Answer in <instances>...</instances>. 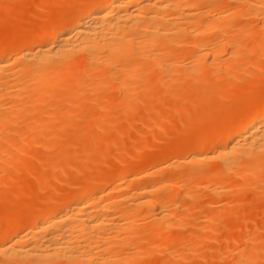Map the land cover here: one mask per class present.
<instances>
[{
	"label": "bare ground",
	"instance_id": "bare-ground-1",
	"mask_svg": "<svg viewBox=\"0 0 264 264\" xmlns=\"http://www.w3.org/2000/svg\"><path fill=\"white\" fill-rule=\"evenodd\" d=\"M31 1H27L30 6L32 3L34 5V2L30 3ZM57 1L39 0V5L35 4L37 10L39 9L38 12L42 11V14L40 12L41 15L38 14L41 18L44 16L51 18V20L49 19L50 21L47 20L48 23H45L44 26L40 25L38 31L29 30L25 34L21 30L24 21H19L22 25L15 23L17 26L13 28L15 30V33L13 31L14 38L12 39V36L9 38L12 40H2L0 43V191L6 192L8 190L6 193L2 192L0 194L2 197H0V203H2L3 197L6 200L9 198L13 201L12 204H15V207L20 201V205H17L18 207L15 209L9 208L10 206L1 207L2 205H0V222H3V226H0V264H173L174 259L185 253H179L178 251L180 250H176V247L172 251L161 250L156 241H153L152 244V241L149 239L150 242L148 238L153 236L154 240L157 238L158 241L159 237H173L177 235L178 230L191 226V229L193 228L192 231L191 229L187 231L182 236V240L185 241L193 238L199 240L207 231L211 232L213 230L216 224V222L214 224V219L217 215L212 217V215L201 214V217L198 213L194 212L195 215H199L202 218L196 220L198 216L194 217L192 212H182L180 215V211L184 210V207L191 203L190 205L194 207L193 210L197 209L200 205H205L208 208L219 209L222 214L227 213L226 210L228 208L223 203L224 197L230 196L231 200L229 202L232 203L240 194L239 191L247 186L248 177L257 178V175L264 168V98L255 108H246L240 115H235L228 129L226 128L225 131L218 129L215 134H211L210 136L208 132H205L208 136L205 134L200 135V138H197L198 140H195V143L193 142L194 144H188L192 147L190 149L189 146L187 149L184 146L180 148V145L177 146L178 149L175 148L174 150L172 148L174 152L177 151L182 156L168 159V157H171L168 156L170 155L168 152L171 150V147L167 148L168 152L164 148L165 150L163 149L162 155L166 156L168 154L166 156V160H168H163L166 163H162L163 161L161 160L162 168L159 171H147L143 170V168L142 171L140 168L141 174L144 173L143 176L146 177H143L146 179L144 183L139 184L140 182L136 181L140 179V175L137 174L139 170L137 173L134 172L135 174L132 173L135 169L141 167H137V164L134 165L135 168L131 166V169L128 164L125 167V164L123 165L124 168L121 167V171L117 174L110 172V170L105 171V173L103 171L102 174L99 170V173L102 174L100 175L99 173L95 174L98 172L97 170L92 171L90 169L92 174L95 171L94 176L87 175L91 181L85 180L89 182L84 186L81 185L78 191L66 193L67 195H58V200H56L58 197H55V199L54 197H50L51 199L48 198V200L50 199L51 201L45 204L41 201L45 197L41 195L40 197L37 192L46 193L44 192V187L48 186L46 184L48 174L51 176L48 179L49 182L50 179L57 176V170L62 171L57 168L65 169L64 167H66L67 163L65 162V166L63 167V163L61 162L65 160L68 162V153L71 154L73 152L74 155L77 154L74 151L68 152L69 149H67L68 153H66L65 157L61 156L58 152L53 153L51 158H47L49 162L43 159L40 162L38 157L43 156L42 151H50L47 146L49 144L44 143H49L51 142L50 140L53 141L54 139H49L50 137H48L49 141H42V145H39L38 138L40 136L43 138L46 134L45 131L48 133V124L51 123V127L54 125L53 122L55 121H53V118L56 119V115H62L64 117L63 120L65 119V125H72V121L75 119L76 121L74 122L77 124L79 123L77 121L82 123L84 120L85 123H82L83 125L81 124L77 128L78 134H76L78 137L76 134L74 135V137H77L76 141H78V139H81L79 138L80 134L81 137L83 134H89L88 130L91 128L88 125H91V127L95 125L94 128H96L98 119L104 116L107 118V115L111 111L119 110L116 108H120L124 103L126 106L121 113L124 115L125 111H131L130 109H132L133 102L136 99L135 95L141 90L142 93L146 91L143 93L144 103L152 100L158 101V98L161 99L162 95H164L166 101H169L167 104L163 97L164 105L168 106L170 99L169 97L167 99L166 96L170 93L168 90L169 84L173 85L176 83L175 81L179 83L174 85L178 86L180 84L186 86V82L184 83L185 85L182 84L183 80L189 78L187 89L194 87L192 85L195 83H190V81H198V84L202 82L201 85H204V81L207 86L206 88H208V83L212 90H214L212 92L211 88H209V91L205 92V96L207 97H211L214 94L219 96L220 94L227 93L225 89L221 90L216 85L214 87L213 82H210L206 76L214 74L215 79L221 77V80L224 77L221 75L228 74L229 71L234 69L244 71V65L237 63L236 57L240 55L238 53H241V51H246L247 46L244 44L246 39H250V44L264 47V0H59L58 5ZM60 1L64 3L62 4L61 2L60 4ZM15 3L19 4L20 0L18 3ZM0 4L2 3L0 2ZM8 4L5 3L6 6ZM16 4L11 6L12 8L7 6L6 9L15 11ZM0 7H2L1 13H3L5 8L1 5ZM25 7L23 8L22 5L19 13L22 10L24 11ZM58 8L59 11L61 10L59 14ZM8 9L7 11L9 12L7 13L10 14V10ZM25 10L27 11V9ZM43 10L49 13L47 14ZM50 12L51 14L53 12L54 14L57 13L53 17ZM15 13L17 17L23 14L22 12L18 16V13ZM44 13L51 17L46 16ZM3 16H5L3 18L4 21H0L4 23L7 14H3ZM20 17L17 21L22 20ZM2 22H0V25ZM18 25L20 26L18 27ZM23 33L24 35H22ZM222 52L227 54L226 57L224 56L225 60H222L224 57H219ZM230 60L231 62H236L233 63V67L230 62L231 67L228 64L225 65ZM218 69L223 73L218 72ZM257 75L258 73H255L254 77L257 78ZM192 76H197V78L195 77L196 79L190 80ZM201 79L202 81H200ZM205 80L208 81L205 82ZM167 81L170 82L168 85ZM165 84L168 87H165ZM229 84H232V81ZM174 85L169 88L171 91L175 87L172 89L171 94L168 95L170 98L172 97L171 95H173V98L181 97L182 101H177L180 104L182 102L184 104V99L187 98L185 99L187 103L183 106L188 104L190 107H193L192 104H195V107L192 109H197L198 111L194 110L195 113L193 115L195 116L196 114V116L199 115L200 117L195 116L196 118H194L193 116L194 120H201L198 118H203L205 114L208 116V113L211 114L213 107L215 110V103L199 107L197 103H194L195 101L191 100L193 102H191V106L189 100L191 97L189 98L188 93L186 94L185 91L187 89L183 90L186 87H183V89L179 87V89ZM195 85L199 87V85ZM232 86L234 84L229 87ZM214 88L218 92L221 91L220 94ZM163 89H167V91L164 90V93ZM176 91L177 95H179L178 92L181 93L180 96L176 95ZM183 92L185 93L183 94ZM224 94L223 97L225 96ZM137 95H140V93ZM216 95L214 96L216 97ZM67 97L69 99L68 102L70 101L67 104L71 105V102L78 104L75 111L71 112L72 110H70L71 113L67 111L64 113V108L67 107L64 100ZM183 97L184 99H182ZM62 99L65 102L64 107L63 102L62 106H60L62 109L58 111L55 106L53 114L48 113L50 111L47 112L48 107L54 106L56 102H60ZM175 99L177 100L178 98ZM138 100L140 99L138 98ZM138 100L136 99V101ZM138 103L140 104V102ZM150 103L146 105L148 107L150 105L153 106ZM179 103L176 105L174 101H171L169 105L170 110L174 106L173 104L177 106L175 109L173 107L174 111L176 110L173 112L178 116ZM157 104L161 105L162 103L159 101ZM212 105L213 107L211 108ZM183 106H180L182 110ZM69 107H72V105ZM86 108H88V113H83V116H87L80 120L79 117L82 116H79V114H82ZM135 109L133 108V110ZM200 109L202 112L206 110L211 111L207 113L201 112L200 114ZM118 112H114L115 114L111 113V115L117 114L120 118L121 113ZM171 112L169 113L173 115L174 113ZM169 113L168 116L164 115L165 112L163 113L166 124L169 122L167 121L169 117L172 116ZM132 114L134 115V112ZM123 115H121L122 119L124 118ZM45 116L46 120L44 119V121L42 118L38 119ZM172 117L171 119H173ZM51 118L53 122L50 121ZM111 120L110 122L113 123V120ZM103 121L105 122V120ZM110 122L107 120L108 124ZM18 123H22L20 129H18L19 127L17 128ZM57 124L58 122H56ZM103 125L105 124L103 123L101 126ZM110 126H112L111 123ZM46 127L48 129L44 131L43 128L45 129ZM63 127L61 128L63 129ZM86 127L90 129L86 130ZM67 129L66 131H68ZM110 129L115 131L112 128ZM162 130L164 131V129ZM56 131L58 132V130ZM101 131L102 134L104 133L102 137H100ZM101 131H99V135L97 131L92 133L91 139L94 143V134L97 133L96 137H98L95 139H97V142H101L102 144H100L103 147V142L111 143L113 141L112 136L117 132H111V136L109 129L101 128ZM58 134L60 136L61 132ZM121 134H119V137ZM61 135H63V131ZM57 138H55L56 142L59 140ZM82 139H88L89 142L90 137L85 138L83 135ZM43 140L45 139L43 138ZM92 140L89 146L95 147L92 144ZM79 142L77 143L80 144L81 142ZM34 143L37 144V149L43 147L41 151L38 150L42 156L39 154L34 156L37 157V159L35 158V162H38L37 164L30 162L27 155L29 149H34ZM74 143L76 144V142ZM50 144L53 145L52 142ZM58 144L57 146L59 147ZM52 145L49 147H52ZM87 145L88 143L85 146L87 147ZM78 146H76L77 152L81 149L78 153H82L85 149L82 146L78 148ZM89 146L88 148H90ZM185 146L187 147L186 144ZM54 148H52L53 151L55 150ZM95 148L94 150L96 151L97 148ZM102 149L100 152L104 154ZM94 150H91L92 155ZM99 150H97L98 154H100ZM83 153V156L85 154L89 155L85 151ZM98 154L95 159H100L97 157L99 156ZM20 155L28 157H23V161H21ZM47 155L49 156V154ZM83 156H81V160ZM64 158L65 160H63ZM95 159L90 158V160ZM46 162L51 165V169H48V166L46 168ZM71 164L68 162V166ZM85 164L84 160H82L79 166L82 165L81 168H85ZM152 164L154 168L156 163L153 162ZM185 164H188V169L186 170L183 168ZM76 165L78 166V164ZM52 166L57 167L52 168ZM17 167L19 169L23 168L24 170L22 169V171L27 172H25L24 177L27 174H33L32 176H34V173H36L34 180L36 181L37 179V182L33 184L34 180L32 181L31 179L34 177L29 176L32 177L30 179L27 175L30 182H27L28 180L24 181L27 177L25 179L23 177L24 180L20 179L25 182L23 184L22 181H19L18 175L20 173H18L19 169L17 171ZM12 169H14L15 174L12 173ZM76 169H79V171L77 172L75 169V172L72 171L75 174L71 175L70 171L72 169L70 171L65 169L66 174H64L69 179L71 177V181H74L76 175L81 174V172L84 173L85 170L81 169L80 172L79 167ZM164 169H170L171 171L166 173L165 171L168 170L164 171ZM131 170L133 171L131 172ZM2 172L9 175L7 174L8 176L2 177ZM67 172L70 174L68 175ZM91 173L89 172V174ZM130 174H133V177L131 176L132 178L129 179ZM97 175L98 178L94 180L93 177L96 178ZM136 175L139 176L138 179ZM73 176L74 178H72ZM15 177L18 179H15ZM56 179L53 180L56 181ZM128 179L131 181V186L125 187L124 182L129 181ZM147 179L151 180L147 182ZM251 179L253 180V178ZM177 180H182V185L178 186ZM35 187L43 188V191L41 189L38 191V189H34ZM47 188L48 193L50 190L48 191ZM52 188H50V192H52ZM246 188L245 191H247ZM253 189L255 188L253 187ZM34 190L36 193H33ZM54 190H57V188ZM197 190L210 191L211 194H208L213 195V197L210 196L212 197L210 200L207 198L208 201H205V198L203 201V197L200 198L194 194ZM14 191L19 194L17 195ZM23 191L26 194L30 193L28 195L34 196L37 194L38 197L34 196L35 199L37 198V202L34 203L35 200H31L30 196L24 194ZM115 191L117 193H114ZM8 192L11 195L8 194V196L11 198L14 196V200L10 197L7 198ZM21 192L22 195L31 201L28 202L27 200L29 199H27L26 202H21V200L25 199V197L24 199L21 198L23 196L20 197ZM16 195L21 199L19 200ZM255 197L259 196L256 195ZM10 200L8 202H11ZM45 200L47 202V198ZM39 202L44 205L41 206ZM30 204H34L33 207ZM191 206L190 208H192ZM226 216L223 214L222 218ZM241 216L238 219H242ZM141 227L145 229V232L137 233V229ZM250 233L252 234V232ZM238 234L240 232H234L230 239L233 241L237 239L239 241L238 239L242 236ZM251 239L248 241L250 242ZM255 241L252 240L251 242L253 243L251 244H255ZM258 241L260 242V237ZM148 245H152L149 246L152 248L150 251L147 249ZM255 246L253 245V247ZM251 247L248 254L245 252L247 247L239 248L241 250L236 251L238 255H234V257L237 256V258L235 257L237 260L235 259L234 262L236 264H249V262L255 261L256 250ZM197 248L192 249V252L196 251ZM166 253L172 258H170V262L164 256L163 259L166 262L162 260V257L161 259H157L158 254L164 255ZM194 254L195 252L192 255ZM234 262L233 264H235Z\"/></svg>",
	"mask_w": 264,
	"mask_h": 264
},
{
	"label": "rangeland",
	"instance_id": "rangeland-1",
	"mask_svg": "<svg viewBox=\"0 0 264 264\" xmlns=\"http://www.w3.org/2000/svg\"><path fill=\"white\" fill-rule=\"evenodd\" d=\"M9 1V2H8ZM12 2L10 3V0H0V2L2 3V4H0L1 6H4L3 8H5L4 9V12L3 13H1L2 11V7H0V16L2 15V17H0V18H2V19H0V20H3V18L5 17V16H3V14H7V17L5 18V24L2 22V21H0V22H2V24L0 25V43H1V41L3 40H12L13 38H14V34H13V31H14V33H15V30L13 29L14 28V26H17L16 24L17 23H19V21L20 22H23L24 21V23H23V25L21 24V23H19L20 25H22L21 27H22V32L24 31V33L25 34H27L26 32H28L29 30H35V31H38L39 30V27H40V25H42V26H44V24L46 23H48V21L47 20H51V18H47V17H43V18H41V14H42V11H39L38 12V10H37V8L35 7L36 5L35 4H38L39 3V0H38V2H37V0H33V1H31L30 3H32V2H34V5H33V3L31 4V6H30V4L28 5V2H29V0H20V3L19 4H16L15 2H17L18 3V1L19 0H17V1H15V0H11ZM24 1V2H23ZM28 1V2H27ZM54 1H56V0H54ZM59 1V0H58ZM56 2L57 3V5L59 4V2ZM13 2H14V4H13ZM22 2V3H21ZM37 2V3H36ZM61 2H62V4L64 3L63 1H60V4H61ZM5 3H9L7 6H10L9 8H12L11 6H14L15 4H16V8H14L15 9V11H13L12 9V11L10 10V9H8V10H10V14L9 13H7V12H9V11H7V9H6V5H5ZM27 3V4H26ZM50 4V3H49ZM19 5V7H17ZM22 5H23V8H24V6H26L25 7V9H27V11L24 9V11L22 10V11H20V13H22L23 12V14H21L20 16H19V10H21L22 9ZM39 5V4H38ZM29 6H30V8H29ZM62 7V6H61ZM61 7H60V9H61ZM39 8V7H38ZM17 9V10H16ZM57 9V8H56ZM5 10H6V12H5ZM44 11V10H43ZM57 11H59V8H58V10ZM61 11V10H60ZM60 11L58 12V14L60 13ZM15 12H17L18 13V16L20 17V19H22V20H18L17 21V19L19 18V17H17V14L14 13ZM33 12V14H31ZM40 12H41V14H40ZM44 12H46L47 14L49 13V12H47V11H44ZM27 13V14H26ZM46 13H44L46 16H49V15H47ZM57 13V12H56ZM56 13L54 14V12L51 14V12H50V14H51V16L53 15V17H54V15H56ZM29 14V15H28ZM38 14H40V15H38ZM40 16V17H39ZM51 16H49V17H51ZM23 18H25L26 19V21H25V19H23ZM49 20V21H50ZM4 21V20H3ZM17 21V22H16ZM16 23V24H15ZM4 24V25H3ZM15 24V25H14ZM20 25H18V27L20 26ZM250 31H252V30H250ZM24 33L22 34V35H24ZM13 36V37H12ZM12 37V39H9V38H11ZM245 40V39H244ZM246 40H248V42H246ZM245 40V42H244V44H245V46H247L246 47V51H241V53H238V54H240V55H238L236 58V62L237 63H241V64H243L244 65V67L245 68H243V70L244 71H241V70H237V69H234V70H232V71H229V73L227 74V73H225V74H223V75H221V76H224V77H222L223 79H221L220 80V78L219 79H215L214 78V74L213 75H211V76H206V77H208L209 78V81L210 82H213V84H211V85H213L214 87H215V85H216V87H219L221 90L222 89H225L226 91H227V93H223L225 96L223 97V94H220V92H218L215 88V90L217 91V93L218 94H220L219 96H217L216 94H214V95H216V97L214 96H211L210 95V92H209V95L211 96V97H207V96H205L206 94H205V92H208L209 90V88H211L210 87V85L207 83V85H208V88H206L207 86H206V84L204 83V81H203V84L205 85V87H203L202 88V86H204V85H201V83L202 82H199V84L197 83V82H195V80L194 81H190V83H195V84H197V85H199V87H197L195 84H191L192 86H194V87H189V89H187L188 87H187V84H188V80H189V78L188 79H185V80H183V83L182 84H184L185 82L187 83L186 84V86H183V85H174V84H176V83H179V82H177V81H175L176 83H174L173 85L174 86H176V87H182L181 89H183V87L185 88V89H183V90H186L187 89V91H185L186 92V94L187 95H189V100H190V105H191V102L192 101H195L194 103H197V105L199 106V107H201V106H204V105H206V104H211V103H215L214 105L216 106L215 107V110H214V107H213V105L211 106V108L213 107V110H212V112H211V114L210 113H208L209 115L207 116L206 114H205V116L203 117V116H201V117H203V118H198V119H201V120H197V119H193L192 117L194 116L193 114L195 113V111L197 110H193L192 108L193 107H195V104H192L193 105V107H190L188 104L187 105H185V106H187L186 107V109H185V111H184V108H185V106H183L184 104H186L187 102H185V99H187V98H185L184 99V97L182 98V99H184V104H183V102L180 104L179 102H177V101H180L181 100V97H175V98H178L177 100L175 99V98H173V95H171L172 97L171 98H173V99H171L170 98V96L168 95V94H171V92H172V89L173 88H175V87H173L172 89H171V91H170V89L169 88H171V86H173V85H171V84H169L170 82L169 81H167L166 83H167V85L169 84L170 86H169V88H168V90H169V92L170 93H168L167 94V96H166V94H165V96L167 97V99H168V97H169V99H170V103H169V105L171 104V101H174V103L177 105V103H179V105H178V107H179V109L177 110V113H179V116L178 115H176L174 112L176 111H174V109L175 108H177V106H175V104H173L174 106H172L171 108L173 109V107H174V109L172 110H170V108H169V105L168 106H166V105H164L165 103H164V100H165V102L167 103V102H169L168 100L166 101V98L164 97V95H162V98L160 99V98H158L159 100L157 101V100H152V101H150V102H152V103H150V102H148V103H144L143 102V96H144V92H146V91H144L143 93L141 92V91H138V93H136V95H135V98L138 100V98L140 99V100H138V101H136V99H135V101L133 102V106H132V109H130L131 111H125V113H124V115L121 113V111H124V109H125V106H126V104L124 103V105H122L120 108H116V109H119V110H117V111H119L118 113H121V115H123V119L121 118L122 116L120 115V118H119V116H117V114L116 115H113V114H115L117 111L115 110V111H111L110 112V114H108L107 115V118H106V116H104V117H102V118H100V119H98V125L96 124V128H94L95 127V125H93L92 127H91V125H88V126H90V128L92 129H90V128H88V129H90V130H88L87 129V127H86V130H88L89 131V134L88 133H86V135L85 134H83L84 136H85V138H88V137H90V139H89V142H88V139L87 140H83L82 138H83V135H82V137H81V134L79 135L80 137L79 138H81V139H78V141H76L77 139V134H78V132H77V128L79 127V126H81V124L82 123H85L84 122V120L82 121V123H80V121H77V122H79L78 124L76 123V122H74V121H76V119L74 120V121H72L73 123H72V125H65V122H64V120H63V118L64 117H62V115H56V119H54L53 118V121H55V122H53L52 121V118H51V122H53V124L54 125H52V127H51V123H49L48 124V128H49V130H48V133H47V131H45V130H47L48 128L46 127L45 129L43 128V130L45 131V135L43 136V138L45 139V140H43V138L40 136L38 139V141H39V145H42V141L43 142H45L46 140H48L47 138L48 137H50L49 139H54L55 140V138H59V140L56 142V140L53 142L52 140H50L52 143H53V145L52 144H50L51 142H47V143H44V144H49V145H47L48 146V149H50V151L48 150V151H42V155H41V153L38 151V150H42L43 149V147L42 148H40V149H37L36 147H37V144H35L34 143V145H35V147H34V149L33 148H31V149H29L28 151V153H27V155L29 156H26V155H24L23 157L25 158V157H28L29 159H30V162H33V163H35V164H37L38 162H35V158L37 159V157H34V156H36L37 154H39L40 156H42V157H38V159H39V161L41 162V160L43 159V160H47L48 161V157H52V154L54 153H58L59 152V154L61 155V156H66L67 154L66 153H68V152H71V151H74V153L75 154H77V155H74L73 154V152H71V154L70 153H68V156H67V158L69 157V159H67L68 160V162H70V163H72L70 166H68V162L65 160V158L63 159V160H65L64 162H61V163H63V167L65 166L64 165V163L66 162L67 163V165H66V167H64L65 169H68L70 172H71V175L72 174H75V173H73V172H75V170H77L76 168L77 167H79L80 168V172H81V169L83 170V169H85L84 170V173H82L81 172V174L79 173V174H77V172L79 171V169L77 170V172H76V178H74V176L72 177V178H74L75 180L74 181H71V177H70V179L68 178V176L67 175H65L66 174V171H65V169L63 170L62 168H57V169H61L62 171L61 172H63V173H61L60 172V170L58 171H56V177H58L57 179H56V177L54 178H52V179H50L49 180V182H48V179H49V177H51L49 174H48V176H47V183L46 184H48V186H46V188L48 189V191L50 190L51 191V187H53L52 188V192H48L47 193V190H46V188L44 187V189L46 190H44V192H46L45 194L44 193H40V192H37V194L40 196H43V197H45V199L47 198V202H46V200L44 201V200H42L41 199V201H43L44 202V204L45 203H48V202H50L51 200V198H53L54 197V199H55V197H58V195L60 196V195H63V194H65V195H67V194H69V193H72V192H75V191H78V188L80 189L81 187V185L82 186H84L87 182H89V181H91V179L90 178H88L90 175H91V177H92V175L94 176V172H93V174L91 173V171H90V169H92V171L93 170H97L96 172L97 173H95V174H98L100 171H101V173L104 171V173H105V171H109L110 170V172H113L114 174H117V173H119L120 171H121V167H123V165H125L126 164V166L125 167H127L128 165H129V168L131 167V166H133L132 168H135V166L134 165H136L137 164V167H139V166H141V167H139L138 169H135V171H133V170H131V172L132 173H137V171L139 170V173H137L138 175H140V177L138 176V175H136V177H137V179H138V177L140 178V179H144V178H146V177H144L143 175H144V173H142L141 174V172H140V168H141V170H142V168H143V170H147V171H153V172H157V171H159V169H161L162 168V164H161V162L163 161V160H166V156L168 155V154H170V155H168V156H171V157H168V159H174V158H176V157H179V156H182L181 154H179V153H177V151L176 152H174L173 151V149L175 150V148L176 149H178L177 148V146H179L180 145V148H182V146H184L186 149L188 148V144H191L192 145V143L194 142H196L195 140H198L199 138H200V135H207V133H205V132H208L209 134V136L212 134H215V132L219 129H222V130H226V128L228 129V126L231 124V122H232V120H233V117L235 116V115H240L246 108H255L256 106H257V104L264 98V47H260V46H257V45H253L252 43L250 44V39H246ZM249 45H248V44ZM247 44V45H246ZM244 46V47H245ZM221 56H219V57H226L227 56V54L226 53H224V52H222L221 54H220ZM223 55V56H222ZM224 57V59H222V60H225L226 58ZM231 63V65H232V67H233V63H236V62H231V60L230 61H227V63H225V65L226 64H228V65H230V63ZM221 64V63H220ZM231 65H230V67H231ZM218 72H221V73H223L221 70L219 71V69H218ZM255 73H258V79L257 78H255L254 77V75H255ZM197 78V76H192V78L190 77V80L192 79L193 80V78ZM205 77V78H206ZM181 78V77H180ZM195 78V79H196ZM203 78V77H202ZM207 78V79H208ZM183 79V78H182ZM182 79H181V81H182ZM232 79V80H231ZM204 80V79H203ZM180 81V80H179ZM200 81H202V79L200 80ZM206 81H208V80H205V82ZM230 81H232V84H229L230 83ZM235 81V82H234ZM234 82V83H233ZM173 83V82H172ZM181 83V82H180ZM234 84V86H232V87H229V86H231V85H233ZM166 84H165V87L167 86ZM185 85V84H184ZM190 85V86H191ZM200 85H201V87H200ZM188 86H189V84H188ZM168 87V86H167ZM221 87H223V88H221ZM227 87H229V88H227ZM178 88H176V89H178ZM179 88V89H180ZM205 88V89H204ZM227 88V89H226ZM204 89V90H203ZM165 89H163V92L165 93V91H167V89L164 91ZM208 90V91H207ZM178 91H180V90H178ZM211 91L213 92L214 90H212V88H211ZM224 91V90H223ZM225 91V92H226ZM180 92H182V91H180ZM185 92H183V94L185 93ZM140 93V95H137V94H139ZM174 93V92H173ZM176 93V95H177V91L175 92ZM175 93H174V95H175ZM215 93V92H214ZM178 94L179 95H177V96H180V94L181 93H179L178 92ZM185 94V95H186ZM142 95V96H141ZM140 96V97H139ZM182 96H184V95H182ZM66 97V96H65ZM163 97H164V100H163ZM142 99V100H141ZM68 97L64 100V101H66V105H67V107H65L63 110H64V113H66V111L67 112H69V113H71V112H73V111H75L76 109V106L78 105L77 103H73V102H71L70 104L72 105V107H69V106H71V105H69V104H67V103H69L68 102ZM188 100V101H189ZM192 100V101H191ZM159 101H160V103H162L161 105L160 104H157V103H159ZM182 101V100H181ZM187 101V100H186ZM62 102H63V99H62V101H60V102H56L55 104H54V106H50V107H48V110H47V112L48 111H50V112H48V113H51V114H53L54 112H55V109L54 108H56L57 107V109H58V111L60 110V109H62L60 106H62ZM138 102H140V104L138 103ZM141 102L143 103L142 105H141ZM153 102H156V103H154V104H156L155 106H154V104H153ZM64 104H63V107H64V105H65V102H63ZM139 105V107H138V105ZM149 103L150 104H152L153 106H149L148 107V105H149ZM189 103V102H188ZM193 103V102H192ZM58 104H60L59 106H58ZM76 104V105H75ZM145 104V105H144ZM146 104H148V105H146ZM168 104V103H167ZM74 105V106H73ZM191 105V106H192ZM56 106V107H55ZM141 106V107H140ZM180 106H183V110L180 108ZM189 106V107H188ZM209 106V105H208ZM53 107V108H52ZM59 107V108H58ZM122 107H123V109H122ZM67 108V109H66ZM133 108L135 109V108H137L138 109V111L136 112V110L137 109H135V110H133ZM187 108H189L188 110H187ZM191 108V109H190ZM197 108V107H196ZM208 108V107H207ZM206 108V109H207ZM210 108V107H209ZM210 108V109H211ZM53 109V110H52ZM114 109V108H113ZM112 109V110H113ZM199 109V108H198ZM205 109V108H204ZM63 110H61L62 112H63ZM70 110H72L71 112H70ZM133 110V111H132ZM201 110V109H200ZM88 111V108H86V110L84 111V112H82V114L80 113L79 114V116H82V117H79V119L80 120H82V119H84L87 115H85V116H83L84 114H86V112ZM100 111V110H99ZM159 111H161V112H159ZM170 111H174L173 113V115L172 114H170L169 112ZM198 111V110H197ZM208 111H211V110H206V111H203V112H208ZM115 112V113H114ZM131 112V113H130ZM134 112V115L132 114ZM155 112H157V113H155ZM165 112V114L164 115H166V116H168V113L170 114V115H172V116H170L169 117V119L168 118H166V119H168L167 121H169V122H167V124H166V120H165V116H163V113ZM171 112V113H172ZM201 112H202V110L200 111V114H201ZM202 112V113H203ZM84 113V114H83ZM88 113V112H87ZM111 113H113L112 115H111ZM137 113V115H135ZM155 113V114H154ZM167 113V114H166ZM197 113V112H196ZM47 114V113H46ZM132 114V115H131ZM139 114V115H138ZM156 115V114H158V115H156V116H154V115ZM198 114H199V112H198ZM50 115V114H49ZM48 115V116H49ZM174 115H176V116H174ZM203 115V114H202ZM211 115V116H210ZM114 116V117H113ZM115 116H117L116 117V119H118L117 121H116V119H114L115 118ZM130 116H134V117H130ZM136 116V117H135ZM161 116H163V117H161ZM195 116H196V114H195ZM194 116V118H196V117H200L199 115L198 116H196L195 117ZM210 116V117H209ZM156 117V118H155ZM161 119H160V118ZM171 117L173 118V119H171ZM176 117V118H175ZM42 118V120L44 121V119L46 118V116L45 117H40V118H38V119H41ZM109 118H110V120L112 119L113 120V123L112 122H110V120H109ZM164 118V119H163ZM204 118H206V119H204ZM46 120V119H45ZM78 120V119H77ZM100 120V121H99ZM103 120H105V122L107 123V120L111 123V125L112 126H110V123L108 124H106ZM111 120V121H112ZM171 121V122H170ZM56 122H58V124L56 125ZM100 122V123H99ZM26 123V122H25ZM24 123V124H25ZM59 123H61V124H59ZM105 124V125H103V126H101L102 124ZM80 124V125H79ZM100 124V125H99ZM18 126H17V128L18 129H20L21 127H22V123H18L17 124ZM19 125H21V126H19ZM64 127H63V126ZM83 125V124H82ZM107 125H109V127H107ZM16 126V125H15ZM66 126V127H65ZM69 126V127H68ZM77 126V127H76ZM162 126V127H161ZM56 127V128H55ZM61 127H63V129L61 130L60 128ZM67 127H68V129H67ZM74 127V128H73ZM99 127H101V128H105V129H109V131H110V133L112 132V133H116V134H114L113 136H112V133H111V136H112V142L110 143H105V142H103L104 143V145H103V147H102V143L101 142H97V139H95V138H97L96 137V135H97V133H95L94 134V140H95V142L93 143V140L91 139L92 138V136H91V134L92 133H94V132H98V135H99V131H101V128H99ZM164 127V128H163ZM72 128H73V130H72ZM94 128V129H93ZM110 128H112V129H114L115 131H113V130H111ZM124 128H126V130H124ZM54 129H56V130H58V132L56 131V130H54ZM66 129L68 130V131H66ZM162 129H164V131L162 130ZM60 130V131H59ZM94 130V131H93ZM50 131H52V132H50ZM62 131H63V135H61L62 134ZM78 131H79V129H78ZM93 131V132H92ZM120 131H121V133H120ZM54 132H55V134H54ZM61 132V134H60V136H58L59 134L58 133H60ZM65 132H66V134H65ZM73 132V133H72ZM75 132V133H74ZM87 132V131H86ZM70 133V134H69ZM77 133V134H76ZM58 134V135H57ZM67 134H69L68 136H67ZM72 134V135H71ZM76 134V136L77 137H74V135ZM101 135H100V137H102L103 136V134H102V131H101V133H100ZM119 134H121L120 135V137H119ZM51 135V136H50ZM53 135H54V137H53ZM56 135V136H55ZM87 135H89V136H87ZM116 135H118V136H116ZM207 135V136H208ZM72 136V137H71ZM66 137H69V138H66ZM114 137H116V138H114ZM57 138V139H58ZM66 138V139H65ZM71 138H72V140H71ZM118 138V139H117ZM198 138V139H197ZM114 139H115V141H114ZM145 139V140H144ZM63 140V141H62ZM74 140V141H73ZM79 140H81L80 142H79ZM92 140V144H94L93 146H95L96 148H97V150H99L101 147L102 148H104V149H102V152H104V154H102L100 151H101V149L99 150V153L102 155V157H101V155L100 154H98V152H97V150L95 151L94 150V148L95 147H90L89 146V143L91 144V141ZM99 140V139H98ZM144 140V141H143ZM49 141V140H48ZM60 141V142H59ZM66 141V142H65ZM71 141H72V143H71ZM83 141H86L87 143H88V145H87V147L85 146L87 143L86 142H83ZM142 141H143V143H142ZM64 142V143H63ZM70 142V143H69ZM74 142H76V144L74 143ZM77 142H79L80 144H78ZM58 143H60V144H58L59 145V147L57 146V144ZM63 143V144H62ZM84 145H83V144ZM96 143V144H95ZM101 143V144H100ZM112 143H114V144H112ZM193 143V144H194ZM54 144H56V145H54ZM70 144H72V145H70ZM101 146H100V145ZM106 144V145H105ZM108 144H110V145H108ZM144 144V145H143ZM182 144H184V145H182ZM185 144L187 145V147L185 146ZM52 145V147H49V146H51ZM63 145V146H62ZM66 145H67V147H66ZM70 145V146H69ZM73 145H76V146H82L83 147V149H85L84 151H85V153L87 152V153H89V155H90V153H91V155H92V152H91V150H94V153H93V155H92V157H91V155L89 156V155H82V154H84L82 151V153H78V152H80V150L81 149H79L78 150V152H77V149H76V146H73ZM108 145V146H107ZM112 145V146H111ZM44 146H46V145H44ZM62 148H61V147ZM64 146H65V148H64ZM72 146V147H71ZM79 146H78V148H79ZM88 146L90 147V148H88ZM98 146V147H97ZM105 146V147H104ZM110 146V147H109ZM53 147H55L54 149L56 150H52V148ZM71 147V148H70ZM73 147H74V149H76V150H74L73 149ZM171 147V148H170ZM183 147V148H184ZM190 147L191 146H189V149H190ZM46 148V147H45ZM44 148V149H45ZM64 148V149H63ZM88 148V149H87ZM95 148V149H96ZM107 148V149H106ZM166 150H165V149ZM170 148L171 150H169V152L167 151L168 149ZM173 148V149H172ZM180 148H179V150H180ZM192 148V147H191ZM47 149V148H46ZM45 149V150H46ZM67 149H69V151L67 152ZM87 149V150H86ZM89 149H90V152H89ZM163 149L165 150V151H167L168 152V154H166V156L164 155H162L163 154ZM52 150V151H51ZM60 150H62V151H60ZM38 151V152H37ZM164 151V152H165ZM31 152V153H30ZM34 152H35V155H34ZM166 152V153H167ZM30 153V154H29ZM47 154H49V156L47 155ZM99 155V156H97V157H99L100 159H95V157H96V155ZM165 154V153H164ZM47 155V156H46ZM74 155V156H73ZM95 155V156H94ZM72 156V157H71ZM81 156H83V158H85V159H83L82 158V160H84V163H86L85 164V168H81V166L82 165H84L83 163H82V165L81 166H79V163L82 161L81 160ZM87 156V157H86ZM162 156V157H161ZM19 157V156H18ZM20 159H21V161H23L22 159H23V157L20 155ZM45 159H44V158ZM157 159H156V158ZM164 157V158H163ZM90 158L92 159H95V160H90ZM152 158H153V160H152ZM28 159V160H29ZM71 159V160H70ZM86 159H87V161H86ZM150 159V160H149ZM156 159V160H155ZM167 159V160H168ZM27 160V161H28ZM50 160V159H49ZM155 160V161H154ZM162 160V161H161ZM166 160V161H167ZM155 162L156 164H155V166H156V168H155V166H154V168H153V162ZM157 161V162H156ZM49 162V161H48ZM48 162H46V164H43V165H46V168H47V166H48V169H51V165L48 163ZM150 162H152V163H150ZM165 161H163L162 163H164ZM166 163V162H165ZM49 164V165H48ZM76 164H78V166L76 165ZM128 164V165H127ZM138 164H141V165H138ZM152 164V165H151ZM161 166H160V165ZM61 165V164H60ZM143 165V166H142ZM157 165H159V166H157ZM19 166H21V165H19ZM37 166V165H36ZM77 166V167H76ZM38 167V166H37ZM40 168H41V166H39ZM57 166H52V168H56ZM60 167V166H59ZM68 167V168H67ZM70 167V168H69ZM76 167V168H75ZM145 167V168H144ZM153 168V170H152V168ZM124 168V167H123ZM122 168V169H123ZM151 168V169H150ZM183 168L186 170V169H188V164H185L184 166H183ZM17 169V171H18V167L16 168ZM15 169V170H16ZM22 169L23 168H21V169H19V172L18 173H20L19 175H18V177H19V181H22V180H20V179H23V177L25 176L24 174H26L24 171H22ZM48 169H46L47 171H48ZM75 169V170H74ZM131 169V168H130ZM23 172V175H22V173H21V171ZM24 170V169H23ZM67 170V171H68ZM100 170V171H99ZM142 170V171H143ZM165 170H168V171H165ZM9 171V170H8ZM73 171V172H72ZM86 171H88V172H86ZM164 171L167 173V172H170L171 170L170 169H164ZM163 171V173H164V175H165V172ZM4 172H6V171H4ZM39 172V171H38ZM38 172H37V174H38ZM49 172V171H48ZM89 172L91 173V174H89ZM130 172V173H131ZM3 173V172H2ZM12 173H14V169H12ZM17 173V172H16ZM17 173V174H18ZM34 173V172H33ZM65 173V174H64ZM134 173V174H135ZM8 174V173H7ZM6 173L4 174H2V177L3 176H6L7 175ZM11 174V173H10ZM15 174V173H14ZM16 174V175H17ZM35 174L36 173H34V176H35ZM67 174L69 175L70 173H68L67 172ZM100 174V173H99ZM103 174V173H102ZM102 174H100V175H102ZM169 174V173H168ZM168 174H166V175H168ZM0 175H1V173H0ZM9 175V174H8ZM7 175V176H8ZM28 175V174H27ZM27 175H26V177H27ZM33 174H31V175H28V177L29 176H32ZM59 175V176H58ZM87 175H89V176H87ZM133 174H130V177H129V179L130 178H132L133 176H132ZM11 176V175H10ZM14 176V175H13ZM34 176H32V177H34ZM38 176H39V174H38ZM96 176V175H95ZM132 176V177H131ZM26 177H24V179L26 178ZM26 178L24 181H26V180H28L27 182H30V180H29V178L31 179L32 177H29V178ZM144 177V178H143ZM0 178H1V176H0ZM14 178V177H13ZM17 177H15V179H16ZM36 178H37V175H36ZM98 178V175H97V177L95 178V177H93V179L94 180H96ZM251 178H253V180L251 179ZM264 178V168L260 171V174L259 175H257V178L256 177H248V181H247V188L246 187H244V189L243 190H241V191H239V197L237 196L236 197V199L231 203V202H229L230 200H231V198H230V196H226V198L224 197V199H223V203H225V207L226 208H228L227 210H226V212L227 213H223L224 214V216H226V215H228V214H231V215H228V216H226V217H223L222 218V216H223V214L222 213H220V211H219V209H215V208H208V206H205V205H200L197 209H195V210H193L194 209V207H192L190 204H188V205H186L184 208V210H181L180 211V215H181V213L182 212H184V213H188V212H192L193 213V215H194V217H196V216H198V217H196V220L198 219H202L201 217V214L203 215V214H206V215H212V217H215L216 215H217V217H215V219H216V221H215V219H214V224H215V222H216V224H215V226H214V228H213V230L211 231V232H208L207 231V233L202 237V238H199V240H196L195 238H193V239H188V240H185V241H183L182 240V236L184 235V234H186V232L187 231H189L190 229H191V226H189V227H187V228H184V229H180V230H178L177 231V235H175V236H171V237H159L158 239V241H157V238H156V240H154L155 238L153 237V236H151V237H149L148 238V240L153 244V241L155 242H157L158 243V245H159V247H160V249L161 250H169V251H172L173 249L175 250V247H176V250H180V251H178L179 253H181L182 254V252L183 253H185V254H182V255H180V257H181V259H179L180 257H178V258H176V259H174V263L173 264H233V262H234V260L237 258V256H235L234 257V255L235 254H237V252L236 251H239V250H241V249H239V248H244V247H247L246 249L247 250H245V252L248 254L249 252H250V247L251 248H253L254 250H256L255 251V261H253V262H249V264H264V197H263V195H264V181H261V180H264L263 179ZM18 179V178H17ZM35 179V177L33 178V179H31L32 181ZM53 179H56V181H54ZM128 179V180H129ZM140 179H138V180H140ZM251 179V180H250ZM54 181V182H52V181ZM85 180H89V181H85ZM138 180H136L139 184H141V183H144L145 181H146V179H144V180H140V181H138ZM149 180H151V179H147V182L149 181ZM31 181V182H32ZM130 181V180H129ZM129 181H126V182H124V186L125 187H130L131 186V181H130V183H129ZM182 180H177L176 182H178V186H180V185H182V183H183V181L181 182ZM253 181V182H252ZM34 182H37V179H36V181L34 180L32 183L34 184ZM146 182V183H147ZM179 182H181L180 184H179ZM217 182V181H216ZM22 183L24 184L25 182H23L22 181ZM249 183V184H248ZM126 184H128L127 186H126ZM255 184V185H254ZM54 185V186H53ZM176 185H177V183H176ZM175 185V186H176ZM263 185V186H262ZM56 186V188H57V190H54L53 191V189H56V188H54ZM255 188V189H253V187ZM50 187V188H49ZM258 187V188H257ZM245 188H246V190L247 191H245ZM34 189H38V191H39V189H43V188H34ZM20 190V189H19ZM250 190H252V191H250ZM8 191V190H7ZM6 191V192H7ZM10 191V190H9ZM37 191V190H36ZM43 191V190H42ZM41 191V192H42ZM56 191V192H55ZM205 191V190H204ZM204 191H199V190H197L194 194L197 196V197H203L202 199H203V201H204V199H205V201H208L207 200V198H209V200L213 197V195H209V194H211L210 193V191L209 192H204ZM244 191H245V193H244ZM1 193L0 194H2V192H5V191H0ZM5 192V193H6ZM15 192V191H14ZM18 192H20V191H18ZM25 191H23V193H24ZM260 192V193H259ZM5 193H3V194H5ZM10 192H8L7 193V198L8 197H10L11 195L9 194ZM13 193V192H12ZM11 193V194H12ZM15 193H17V192H15ZM14 193V194H15ZM33 193H36L35 192V190H34V192ZM60 193H62V194H60ZM67 193V194H66ZM114 193H117V191H115ZM209 193V194H208ZM259 195H258V194ZM8 194L10 195V196H8ZM19 193H17V195H18ZM21 195H20V197L21 196H23V197H21L22 199H24V197H25V199L22 201L21 200V202H26V200L27 199H31V200H35L34 201V203L35 202H37L36 201V199H35V197L37 196V194L36 195H28V194H30V193H28V194H26V193H24V194H26V195H28V196H30L29 198H27L26 196H24V195H22V192L20 193ZM31 194H32V191H31ZM241 194H243L242 196H240ZM257 196H259V197H255L256 195ZM263 194V195H262ZM6 195V194H5ZM4 195V196H5ZM13 195V194H12ZM16 195V196H17ZM209 195V196H208ZM31 196H32V198H31ZM40 196V197H41ZM210 196H212V197H210ZM262 196V197H261ZM0 197H1V195H0ZM33 197H34V199H33ZM38 197V196H37ZM51 197V198H50ZM2 198V197H1ZM1 198H0V202H1ZM11 198V197H10ZM13 198H14V196H13ZM13 198H11V199H13ZM17 198L20 200L21 198H19V196H17ZM17 198H16V200H17ZM48 198H50L49 200H48ZM4 197H3V201H2V203H0V205H2L1 207H3V206H5V207H8V206H10L9 208H11V209H15L16 207H18L17 205H20V201L19 200H17V201H19V204L17 203V205H16V207H15V204L13 205L12 204V202L13 201H11L9 198L6 200L5 199V201H4ZM15 199V198H14ZM13 199V200H14ZM27 200L28 202H30L31 200ZM59 199V197L58 198H56V200H58ZM11 201V202H8V201ZM40 200V199H39ZM38 200V201H39ZM32 201V202H33ZM230 204H229V203ZM235 203H238V204H235ZM39 204H41V206L42 205H44V204H42V203H40L39 202ZM233 206H232V205ZM235 204V205H234ZM30 205H32V204H30ZM34 205V204H33ZM33 205H32V207H33ZM192 207V208H190V206ZM231 205V206H230ZM4 207V208H5ZM14 207V208H13ZM234 207V208H233ZM199 209H200V211H199ZM235 209H236V211H235ZM191 210H193V211H191ZM197 210H198V212H197ZM188 211V212H187ZM1 212V211H0ZM197 214H199V215H195V213ZM229 212V213H228ZM183 213V214H184ZM220 213V214H219ZM226 214V215H225ZM233 214H234V216H233ZM215 215V216H214ZM240 215H242L241 216V218L242 219H238V218H240L239 216ZM205 216V215H204ZM234 217V218H233ZM228 218H231V219H228ZM1 224H0V226H3L2 225V223L3 222H0ZM193 229V228H192ZM192 229H191V231H192ZM253 230V231H252ZM236 231H238V232H240V234H238L239 236H242V237H240L238 240L239 241H237V239H236V241H233V240H231L230 239V237L232 236V234L234 233V232H236ZM137 233H144L145 232V229L143 228V227H141V228H138L137 229V231H136ZM250 232H252V234L250 233ZM250 233V234H249ZM263 236V237H262ZM259 237H260V242L258 241L259 240ZM152 238H153V240H152ZM250 238H252L251 239V241L253 240V241H255V244H251V243H253V242H249L248 240H250ZM201 239V240H200ZM258 239V240H257ZM262 239V240H261ZM160 241V242H159ZM248 241V242H247ZM256 242H257V244H256ZM156 243V244H157ZM244 244V246H242L243 244ZM156 244H154V245H156ZM246 244H248L249 245V249H248V245H246ZM197 245L199 246L198 248H197ZM240 245V246H239ZM251 245V246H250ZM253 245H256L255 247H253ZM261 245V246H260ZM149 246H152V245H148L147 246V249H149V251H150V249H152L151 247H149ZM257 246H259V247H257ZM171 247H174V248H171ZM194 248H197V250H198V252H197V250L196 251H194L195 252V254L194 255H192L194 252H192L193 250H194ZM193 249V250H192ZM258 249V250H257ZM263 249V250H262ZM191 250V251H190ZM261 250V251H260ZM190 251V252H189ZM260 251V252H259ZM152 252V251H151ZM197 252V253H196ZM244 252V253H245ZM188 253V255H186ZM147 254V253H146ZM148 254H150V253H148ZM168 253H166V254H164V255H159L158 254V258L157 257H154V258H157V259H161V257H162V260L163 261H165L166 262V260H168L169 262L171 261V257L169 256V255H167ZM190 254V255H189ZM238 255V254H237ZM163 256L166 258V260L165 259H163ZM182 256H184L183 258H182ZM256 256H257V258H256ZM167 257H169V258H167ZM171 258V259H170ZM176 260V261H175ZM237 260V259H236ZM168 262V263H169ZM235 264H236V262H234Z\"/></svg>",
	"mask_w": 264,
	"mask_h": 264
}]
</instances>
